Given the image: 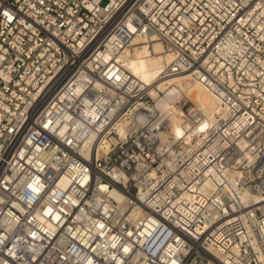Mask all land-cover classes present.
<instances>
[{
  "label": "built area",
  "instance_id": "1",
  "mask_svg": "<svg viewBox=\"0 0 264 264\" xmlns=\"http://www.w3.org/2000/svg\"><path fill=\"white\" fill-rule=\"evenodd\" d=\"M0 264H264V0H0Z\"/></svg>",
  "mask_w": 264,
  "mask_h": 264
},
{
  "label": "bare ground",
  "instance_id": "2",
  "mask_svg": "<svg viewBox=\"0 0 264 264\" xmlns=\"http://www.w3.org/2000/svg\"><path fill=\"white\" fill-rule=\"evenodd\" d=\"M132 45L131 49L125 48L119 51L118 59L143 84L157 86L162 93L160 94L162 99L158 101L160 107L165 104L166 99L174 95H186L203 113L213 118L219 109L217 100L200 81H191L186 73L159 79V74L171 61L173 55L164 50L163 45L154 35H151L150 39L136 35L133 37ZM171 131L175 134L180 132L177 120H173Z\"/></svg>",
  "mask_w": 264,
  "mask_h": 264
},
{
  "label": "rangeland",
  "instance_id": "3",
  "mask_svg": "<svg viewBox=\"0 0 264 264\" xmlns=\"http://www.w3.org/2000/svg\"><path fill=\"white\" fill-rule=\"evenodd\" d=\"M133 45H134V44H133ZM133 45H132V46H133ZM131 48H132V47H131ZM131 48H130V49H131Z\"/></svg>",
  "mask_w": 264,
  "mask_h": 264
}]
</instances>
